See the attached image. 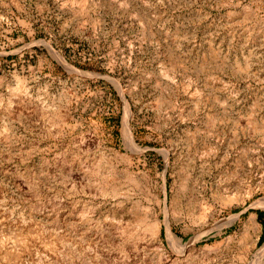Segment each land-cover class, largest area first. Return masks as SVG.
Here are the masks:
<instances>
[{"label":"rangeland","instance_id":"374dc122","mask_svg":"<svg viewBox=\"0 0 264 264\" xmlns=\"http://www.w3.org/2000/svg\"><path fill=\"white\" fill-rule=\"evenodd\" d=\"M263 198L264 0H0V264H254Z\"/></svg>","mask_w":264,"mask_h":264},{"label":"bare ground","instance_id":"6f19581e","mask_svg":"<svg viewBox=\"0 0 264 264\" xmlns=\"http://www.w3.org/2000/svg\"><path fill=\"white\" fill-rule=\"evenodd\" d=\"M98 164V163H97ZM70 167V166H69ZM99 167H100V165L98 164V165H96L94 168H92V172L93 173H95V175L97 174V175H100L101 174V170L99 169ZM90 170V169H89ZM90 172H91V170H90ZM93 176V175H92ZM108 177V176H107ZM250 194V193H249ZM227 200V202H229V203H231V204H229L230 206L232 205V203H233V201H235V199H226ZM254 206H258V207H261V208H264V198L263 199H261V200H259L257 203H255V205ZM240 219V216L239 215H235V216H232L231 218H230V220H229V225H234L238 220ZM139 221H144L143 220V218H139ZM256 219H255V217L254 216H252L251 217V219H250V222L248 223V227L249 228H255V227H257L256 226ZM139 225H141V223H138ZM137 227L138 226H136V227H132V228H124V229H122V231H121V233H122V238L124 239V242H123V244H121V247L119 246V248L118 247H116L117 248V250L119 251V252H121L122 254H125V252L128 250V252H130V251H132V248L130 249V244H131V242H130V240L132 241V239H134L135 237H137L136 236V234H137V231H138V229H137ZM160 225H159V222L156 220V219H154V217L153 216H150V221L148 222V224H147V231L150 233H148L149 235H151L152 236V238L153 239H158L159 238V232H160ZM119 230V229H118ZM144 232V231H143ZM142 232V233H143ZM30 232H28V234H29ZM248 233V232H247ZM25 235H26V233H24ZM31 234H34L35 235V237L36 238H40V239H44V233L43 232H37V231H32L31 232ZM30 235V234H29ZM69 235V234H68ZM141 235V234H140ZM144 235L146 236V234L144 233ZM142 236V237H145V236ZM20 236V235H19ZM22 236H23V232H22ZM66 237V236H65ZM64 236H55L54 235V237L53 238H51L50 237V239L48 240L47 239V245L49 244V246L51 245V246H53V248L52 249H50L49 248V250L48 251H54V250H56L57 249V246L59 247L60 245H62V243H64V238H65ZM138 238V237H137ZM39 239V240H40ZM66 239V241L69 239H67V238H65ZM139 239V238H138ZM168 239H169V241L172 243V242H174L177 238H175L169 231H168ZM22 240H24V239H22ZM43 241V240H42ZM81 241H83V240H81ZM44 242V241H43ZM68 242V241H67ZM70 243V242H69ZM83 243V242H82ZM84 244H85V242H84ZM83 244V245H84ZM50 246V247H51ZM65 247V246H64ZM96 247V246H95ZM98 247V246H97ZM46 248H48V246L46 247ZM115 248V249H116ZM45 249V248H44ZM96 248H93V250H95ZM126 250V251H125ZM135 250V249H134ZM137 251V250H136ZM99 253V252H98ZM95 255H94V258H93V260L91 261V262H93V264H99L100 263V260L102 259L101 257V254H100V256H99V254H97V252H96V250H95V253H94ZM78 256L79 257V255H81L80 254V250H75V251H70L67 255L65 254V255H58L57 256V259L56 260H54L55 261V263L54 264H74L73 263V261H72V259H73V256ZM102 255H104V254H102ZM125 256V255H124ZM56 258V257H55ZM101 258V259H100ZM109 258V257H108ZM126 260V259H125ZM120 261V260H119ZM40 263V262H39ZM41 263H43V262H41ZM103 263V262H102ZM254 264H264V246H263V248L262 249H259V251L255 254V261H254Z\"/></svg>","mask_w":264,"mask_h":264}]
</instances>
